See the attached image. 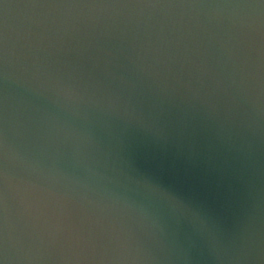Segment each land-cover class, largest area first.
Here are the masks:
<instances>
[{
  "label": "water",
  "instance_id": "obj_1",
  "mask_svg": "<svg viewBox=\"0 0 264 264\" xmlns=\"http://www.w3.org/2000/svg\"><path fill=\"white\" fill-rule=\"evenodd\" d=\"M0 264H264V0H0Z\"/></svg>",
  "mask_w": 264,
  "mask_h": 264
}]
</instances>
